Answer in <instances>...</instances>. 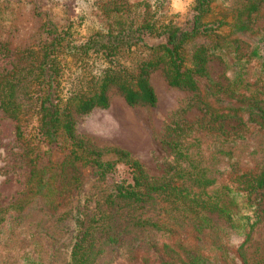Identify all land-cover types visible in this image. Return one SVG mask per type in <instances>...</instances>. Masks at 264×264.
<instances>
[{
	"label": "trees",
	"instance_id": "obj_1",
	"mask_svg": "<svg viewBox=\"0 0 264 264\" xmlns=\"http://www.w3.org/2000/svg\"><path fill=\"white\" fill-rule=\"evenodd\" d=\"M213 1L192 0L188 27H177L162 0H99L105 19L79 38L77 14L41 12L42 36L0 73V110L25 147L39 211H19V219L0 212V264H40L42 226L68 215L76 226L66 264H242L239 250L258 218L241 214L238 200L264 187V155L248 137L264 134V33L243 36L261 0H244L227 34L219 30L224 18L205 19ZM68 58L79 70L65 72ZM212 60L223 64L224 84L211 78ZM157 69L168 84L193 91L214 125L171 121L164 143L175 163L153 180L126 150H88L75 115L108 107L110 89L129 105H154L149 77ZM229 120L240 128L225 129ZM106 153L114 158L101 159ZM117 162L129 164L130 181L114 176ZM85 169L95 173L79 176ZM240 221L238 234L226 231Z\"/></svg>",
	"mask_w": 264,
	"mask_h": 264
},
{
	"label": "rangeland",
	"instance_id": "obj_2",
	"mask_svg": "<svg viewBox=\"0 0 264 264\" xmlns=\"http://www.w3.org/2000/svg\"><path fill=\"white\" fill-rule=\"evenodd\" d=\"M97 1L99 0H0V73H5L19 64L20 52L36 43L42 36L44 16L41 12L45 8L51 11L53 18H64L63 8H68L73 15L77 14L73 18L76 20L74 35L79 38L89 29L101 26L100 21L105 19L97 8ZM243 2L244 0H214L212 12L205 19L224 18L227 23L219 30L227 34L231 30L236 9L239 10ZM162 4L168 6L167 18H171L177 27H188L192 17V0H162ZM250 23L249 31L243 35L248 42L264 33V0H261L258 9L251 13ZM247 44L240 43L242 51H246ZM260 48L264 50V42L260 44ZM66 61V73L79 70L77 66L80 63L74 58H68ZM223 69V64L218 60L208 63L211 78L222 84L225 83ZM149 79L156 94L154 105H129L119 93L110 89L108 107H97L87 113L75 115V133L85 142L88 150H126L129 158L137 160L151 179L159 180L175 163L173 153L164 143V140L174 134V131L171 132L168 128L170 122L178 119H183L186 123L214 125V122L196 105L194 92L168 84L162 70L153 71ZM221 124L229 130L240 128L237 122L232 120ZM14 128V120L0 110V212L6 209L11 216L19 219V211L21 215L30 211L29 217H34L39 211L29 184L30 177L33 176L32 167L27 162L24 145L15 139ZM248 137L256 147L257 157L261 158L264 155V134L250 131ZM57 155L58 153H55L54 156ZM108 158L114 157L111 153L101 157L104 160ZM83 172L79 176H93L95 173L89 174L86 169ZM113 172L114 176L120 179L131 180L132 171L126 162H117ZM233 179L235 178L228 184L232 188ZM217 189L226 191L222 186ZM237 206L240 213L249 214L251 220L254 216L258 218L249 232L247 241L239 250L242 264H264V187L248 193L244 200H238ZM56 222L55 225V221H47L41 228L44 253L40 264H66L69 260L76 222L71 215ZM234 225L239 227L226 230L231 232V235L238 234L243 223L240 221ZM153 239H159V234ZM233 250L234 248L229 249V256ZM118 261L119 264L122 263L119 258Z\"/></svg>",
	"mask_w": 264,
	"mask_h": 264
}]
</instances>
